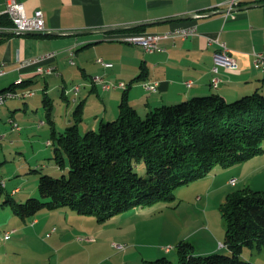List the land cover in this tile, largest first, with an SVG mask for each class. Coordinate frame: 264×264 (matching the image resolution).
<instances>
[{
    "label": "trees",
    "instance_id": "16d2710c",
    "mask_svg": "<svg viewBox=\"0 0 264 264\" xmlns=\"http://www.w3.org/2000/svg\"><path fill=\"white\" fill-rule=\"evenodd\" d=\"M13 29L11 18L0 16V30ZM146 78L147 68L142 66L141 73L123 91L117 117L86 132L80 131L85 100L75 108L72 124L58 135L54 106L44 90L50 146L54 147L56 165L67 169L68 176L41 175L40 197L25 202L6 193L0 180V211L9 208L26 221L42 211L68 209L94 216L102 223L134 208L171 201L178 187L207 177L216 167L229 168L264 153V92L260 89L235 101L212 94L141 114L131 105L129 92ZM23 83L24 79L19 80L0 93L16 91ZM61 98L68 99L64 92ZM222 215L229 255H198L183 241L177 246L176 262L164 256L142 264H254L244 261L242 254L245 248L264 249V190L246 187L229 194Z\"/></svg>",
    "mask_w": 264,
    "mask_h": 264
},
{
    "label": "crops",
    "instance_id": "0c3cea01",
    "mask_svg": "<svg viewBox=\"0 0 264 264\" xmlns=\"http://www.w3.org/2000/svg\"><path fill=\"white\" fill-rule=\"evenodd\" d=\"M17 1L24 4L26 14L30 18L36 11L43 12L47 32L83 31L81 34L51 36V38L26 35L0 36V66L4 65L6 71V74L0 78V92L18 83L20 78H23L25 83L16 86L15 90H32V86L36 84L35 76H37L38 67L50 63H53L60 74L52 76L55 77L54 81L60 80L58 87L61 94L65 93L73 80H78L82 86L77 96L73 94L75 105L72 110L68 109L66 116L53 111L54 127L58 135L64 133L72 124L75 108L83 100H85V108L88 107L84 108L81 132L96 130L101 122L114 120L118 115L124 89L103 91L100 87L94 86L91 79L100 76L113 84L128 85L141 73L142 66L147 68V78L145 81L135 83L129 92L131 105L136 110L140 108L141 114L155 107L174 105L193 97L219 94L227 101H235L253 94L258 89L264 92V72L256 69L253 55L254 52H264V5L250 7L264 3V0H246L231 12L232 0ZM5 5L6 0H0V8H5ZM182 16H186V19L168 21ZM139 24L138 27L145 28L139 33L129 31L138 27L111 29ZM189 26H197L199 35L185 41L178 40L175 43L171 40H163L160 43L163 50L153 54L146 53L139 45L117 41L128 35L163 34L178 27ZM217 40L225 44L232 52L239 67L231 70L224 65H219L222 83L218 89H214L212 87L213 68L217 65L216 55L221 52ZM51 52H57V56L52 60L40 64L23 65V62L27 60ZM71 53H74L73 65L69 62ZM98 59H102L107 66L98 63ZM73 66L78 69L74 70ZM147 82L157 83V91L146 90L144 84ZM188 82H192L191 87L187 85ZM40 88L49 96L48 80ZM70 95H67L68 102ZM35 97L36 94L22 100L25 101L24 106L15 105V109L28 112L30 105L27 100ZM33 103L37 110L38 101L34 100ZM93 105L95 110L92 118L87 114L88 108ZM8 118L16 121L14 113ZM42 122L43 125L39 124L37 129L45 125L44 121H40ZM19 126V130L13 128L12 130L13 133H18L19 138H22L23 129L20 124ZM45 133L47 137L45 144L51 147L47 145L51 137V128L49 133ZM42 153L44 155L46 153L43 148L40 149L39 155ZM41 166L44 167V164ZM13 190H17L16 193L13 194ZM34 191L32 189L30 193L33 194ZM10 194L15 197L21 194V191L17 187L12 188ZM36 216L30 221L34 227L40 225ZM171 251L166 252L164 247L159 249L154 247L148 250L147 256H165ZM121 256V259L118 256H112L110 260L102 263H92L91 260L81 262L72 258L64 262L59 259L56 264H61L60 261L63 264H128V255ZM49 264H52V258Z\"/></svg>",
    "mask_w": 264,
    "mask_h": 264
},
{
    "label": "rangeland",
    "instance_id": "374dc122",
    "mask_svg": "<svg viewBox=\"0 0 264 264\" xmlns=\"http://www.w3.org/2000/svg\"><path fill=\"white\" fill-rule=\"evenodd\" d=\"M72 68L78 69L76 66ZM46 80L49 81V98L54 113L66 116L68 109L72 110L75 105L73 94L69 96V102L62 99L58 87L60 80L54 81V76H35L36 84L32 86V91L36 97L27 100L30 105L28 112L15 109V105L24 106L25 101L22 100H9L0 107V135L6 136L0 142V180L6 184V193H10L12 188L20 189L21 194L13 195L18 202L40 197L38 181L41 175L54 178L68 176L67 169L60 170L56 165L54 147L45 144V132L49 133L50 128L40 87ZM76 85H80L79 81L73 80L68 89ZM34 100L38 101L37 110ZM88 109L87 115L92 117L95 106ZM138 112L142 113V110L138 108ZM13 113L23 129L22 138L17 132L13 133L8 118ZM40 121H44L45 125L37 129ZM262 147L264 149V142ZM41 148L45 155H39ZM246 187L264 190V153L229 168L216 167L207 177L178 187L171 201L134 208L102 223L94 216L60 209L40 212L36 216L40 225L34 227L30 222L32 218L23 221L5 208L0 211V264H49L51 258L52 264L59 259L64 262L72 258L81 262L91 260L92 263H102L112 256L121 259L123 254L128 255V264H142L143 261L164 257L147 256L148 250L154 247H171V253L165 254V257L176 262L177 246L183 241L190 243L198 255H229L224 246L227 224L222 207L229 194ZM32 189L35 190L33 194L30 193ZM6 233H10L8 240L4 239ZM242 259L264 264V249L245 248Z\"/></svg>",
    "mask_w": 264,
    "mask_h": 264
},
{
    "label": "built area",
    "instance_id": "2783aa9c",
    "mask_svg": "<svg viewBox=\"0 0 264 264\" xmlns=\"http://www.w3.org/2000/svg\"><path fill=\"white\" fill-rule=\"evenodd\" d=\"M246 0H232L230 3V12L240 7L243 2ZM2 15H8L11 20L14 23V29L18 32H26V33H45L47 32L45 24H44V16L42 11H36L33 17H28L26 14L25 6L22 3H19L17 0H6L5 8H0V16ZM199 35L198 27L197 26H189V27H178L174 30L165 32L163 34H133L128 35L122 38L117 39V41L129 44V45H139L141 46L146 53L153 54L156 52H160L163 50L160 43L163 40H171L174 43L178 40H188L192 37H195ZM211 42H213L211 40ZM217 43L221 47V52L216 55V62L217 65L213 68L214 77L212 79L213 88L218 89L220 87V71H219V65H224L227 68L231 70L238 69V63L234 56L232 55V52L226 47L225 44L220 43L217 40ZM254 65L256 69L261 70L264 72V52H254ZM57 56V52H51L30 60H27L23 62L24 66L33 65V64H40L49 60L54 59ZM74 53H71V58L69 60L70 64H74ZM98 63L102 64L103 66H107V64L102 60L98 59ZM6 74L5 66H0V78L3 77ZM37 75H45V76H52L56 75L59 76L60 74L57 71V68L53 65V63H50L48 65H42L38 67L36 71ZM91 82L94 86L100 87L103 91H109L112 89H125L126 84L125 83H117L113 84L105 80L103 77L95 76L91 79ZM189 87L192 86V82H188L187 84ZM144 87L146 90L151 92H156L158 88L157 83H151L147 82L144 84ZM81 85L74 86L71 90L67 89L65 90V94H74L78 95L81 92ZM34 94H29V90L25 91H16L13 95H6L3 97H0V107L6 105V103L9 100H25ZM10 123L12 124V128L15 130H19L20 126L19 124L14 121L10 120ZM40 125H43V122L40 123ZM5 139V135H0V142ZM48 146L51 145V142L49 141L47 143ZM233 185H235V181L232 182ZM4 186V183H3ZM17 190H13V194L16 193ZM10 238V233H6L4 239L8 240ZM1 239V237H0ZM3 239V238H2ZM120 247V246H116ZM171 248L167 247L165 248L166 252H170Z\"/></svg>",
    "mask_w": 264,
    "mask_h": 264
},
{
    "label": "water",
    "instance_id": "95a60500",
    "mask_svg": "<svg viewBox=\"0 0 264 264\" xmlns=\"http://www.w3.org/2000/svg\"><path fill=\"white\" fill-rule=\"evenodd\" d=\"M264 3L257 4V5H252L250 7L254 6H262ZM235 11V10H232ZM209 15V14H208ZM186 19V16L178 17L173 20H168V21H179V20H184ZM141 25H146V24H141ZM139 25L135 26H124V27H116V28H111V29H125V28H131V27H138ZM83 31H71V32H45V33H26V32H18L15 30H0V35H32V36H63V35H75V34H81Z\"/></svg>",
    "mask_w": 264,
    "mask_h": 264
},
{
    "label": "bare ground",
    "instance_id": "6f19581e",
    "mask_svg": "<svg viewBox=\"0 0 264 264\" xmlns=\"http://www.w3.org/2000/svg\"><path fill=\"white\" fill-rule=\"evenodd\" d=\"M23 81V78H20V82ZM222 83V78H220V84ZM213 86V83H212ZM16 91H8L4 93H0V97L6 96V95H13ZM29 94H34V91L29 90Z\"/></svg>",
    "mask_w": 264,
    "mask_h": 264
}]
</instances>
